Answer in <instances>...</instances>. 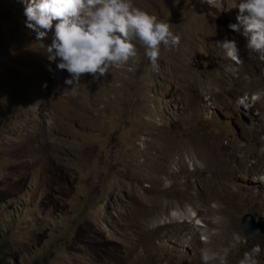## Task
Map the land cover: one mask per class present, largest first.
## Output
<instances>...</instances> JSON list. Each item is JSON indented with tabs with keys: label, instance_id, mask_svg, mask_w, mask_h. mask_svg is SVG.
Returning <instances> with one entry per match:
<instances>
[{
	"label": "rangeland",
	"instance_id": "374dc122",
	"mask_svg": "<svg viewBox=\"0 0 264 264\" xmlns=\"http://www.w3.org/2000/svg\"><path fill=\"white\" fill-rule=\"evenodd\" d=\"M236 2L134 0L179 47L153 68L138 46L136 63L65 94L52 32L38 41L19 0H0V264H202L201 234L218 249L233 232L228 264L256 245L264 264V234L240 228L246 214L264 225V61L228 28Z\"/></svg>",
	"mask_w": 264,
	"mask_h": 264
},
{
	"label": "clouds",
	"instance_id": "9594fccd",
	"mask_svg": "<svg viewBox=\"0 0 264 264\" xmlns=\"http://www.w3.org/2000/svg\"><path fill=\"white\" fill-rule=\"evenodd\" d=\"M23 5L26 27L43 41L52 32L51 43L45 46L47 59L57 63L58 70H66L69 78L64 84L65 94L78 85L81 77L90 74L92 79L106 77L112 68L136 63L138 46L143 55L157 68L161 47L178 48L181 36L174 33L172 24L137 7L134 0H19ZM215 6L217 0H203ZM231 9H238L235 23H229L231 32L243 37L249 54H256L264 61V0H237ZM55 22V23H54ZM54 29V31H53ZM223 57L234 65L242 63L236 37L216 41ZM52 71L51 67L48 69ZM133 71L132 67L128 68ZM230 70L236 69L230 65ZM264 93H257L261 95ZM246 97L239 103L245 104ZM247 106V105H246ZM259 179L264 181V176ZM213 207H219L214 204ZM213 223L226 222L225 217L215 216ZM258 231V230H257ZM206 245L200 248L202 264H228V256L242 242L239 233L233 232L227 246L214 249L207 246L211 236L201 234ZM259 245L246 251L238 264H259Z\"/></svg>",
	"mask_w": 264,
	"mask_h": 264
},
{
	"label": "water",
	"instance_id": "95a60500",
	"mask_svg": "<svg viewBox=\"0 0 264 264\" xmlns=\"http://www.w3.org/2000/svg\"><path fill=\"white\" fill-rule=\"evenodd\" d=\"M240 228H241L243 237L246 239L255 238L257 236L264 234L263 223L261 221L256 223L254 218L249 214H246L241 218Z\"/></svg>",
	"mask_w": 264,
	"mask_h": 264
},
{
	"label": "bare ground",
	"instance_id": "6f19581e",
	"mask_svg": "<svg viewBox=\"0 0 264 264\" xmlns=\"http://www.w3.org/2000/svg\"><path fill=\"white\" fill-rule=\"evenodd\" d=\"M195 149H196V147H194V150H195ZM206 151H207V152H206ZM183 152H184V151H183ZM203 152H204V151H203ZM205 152H206V153H205L206 155H209V156L213 155V152H211L210 150H205ZM211 157H212V156H211ZM212 159H213V158H212ZM208 160H209V159H208ZM206 161H207V160H206ZM208 162H209V161H208ZM209 164H210V163H209ZM211 164H212V163H211ZM212 165H213V164H212ZM214 166H216V165H214ZM214 166H213V167H214ZM213 167H212V168H213ZM195 170H197V169H195ZM213 170H214V169H213ZM215 170H216V168H215ZM215 170H214V171H215ZM193 171H194V170H193ZM196 172H197V171H196ZM199 175H200V174H199ZM187 215H188L189 219H191V218L196 219V218L193 217V212L189 213V212H184V211H183V213H182V212H179L178 210L176 211V213L173 214V217H174L175 220H178V219H180V218H183V219L186 218ZM198 225H199V224H198Z\"/></svg>",
	"mask_w": 264,
	"mask_h": 264
}]
</instances>
